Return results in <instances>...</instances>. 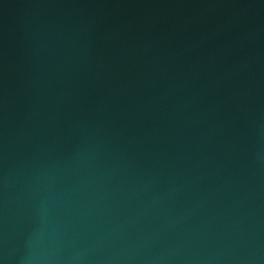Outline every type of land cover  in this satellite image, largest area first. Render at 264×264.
<instances>
[{
  "label": "water",
  "instance_id": "water-1",
  "mask_svg": "<svg viewBox=\"0 0 264 264\" xmlns=\"http://www.w3.org/2000/svg\"><path fill=\"white\" fill-rule=\"evenodd\" d=\"M0 264H264V0H0Z\"/></svg>",
  "mask_w": 264,
  "mask_h": 264
}]
</instances>
